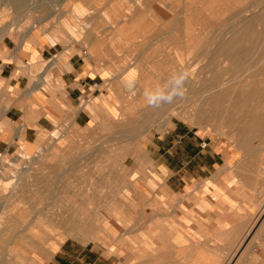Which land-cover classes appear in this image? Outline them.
Instances as JSON below:
<instances>
[{
	"label": "crops",
	"instance_id": "1",
	"mask_svg": "<svg viewBox=\"0 0 264 264\" xmlns=\"http://www.w3.org/2000/svg\"><path fill=\"white\" fill-rule=\"evenodd\" d=\"M62 3L26 34L0 41V157L19 162L90 141L144 144L130 154L121 146V156L152 162L125 168L132 184L96 187L104 193L89 199L88 233L41 242L27 264H264V214L254 222L264 209L256 151L207 140L183 118L162 121L160 108L152 118L144 113L145 93L170 87L177 55L182 47L191 53L194 20L207 30L209 0ZM125 115L136 134L74 140L73 131ZM9 233L2 226L0 239Z\"/></svg>",
	"mask_w": 264,
	"mask_h": 264
},
{
	"label": "rangeland",
	"instance_id": "2",
	"mask_svg": "<svg viewBox=\"0 0 264 264\" xmlns=\"http://www.w3.org/2000/svg\"><path fill=\"white\" fill-rule=\"evenodd\" d=\"M61 1L0 0V41L15 33L26 34L32 27L39 25L48 9L66 8L67 5H61ZM224 1L209 0L207 30H197L201 25L194 20L191 53L187 50L184 55L182 47V54L177 56V74L187 71L189 75L192 72L185 83L186 92L191 91L192 94L187 93L184 99H177L178 106L171 110L168 106H144V113L152 118L153 111L160 108L162 121L169 116L183 118L207 140H223L241 150L256 151L258 173L264 178V91L258 89L260 92L254 98L246 99L247 109L234 111L232 108L229 112L232 119L229 116L230 119L227 120L224 115L225 106L222 103L213 106L209 101L219 86L228 81L236 84L238 78H244L246 74L253 72L264 58V0ZM199 2L200 0H194V6ZM234 34H243L245 41L235 49L226 42ZM180 59H183V64ZM197 102L204 106H199ZM244 112L248 118L245 117L244 122H237L235 118L244 116ZM255 114L258 115L256 122L252 119ZM121 117L113 118L107 124L101 122L96 127L73 131L74 140H93L87 137L89 135L115 137L136 134L137 131L132 132L126 126L127 117ZM143 145L72 142L63 149L53 146L39 156L24 161L0 157V160L4 159L0 165V168L3 167L0 174V224L9 227L11 236L9 239H0V264L31 263L33 252L41 242H48L49 246L53 242L59 245L67 236H73L74 231L79 228L82 233H88V210L92 207L87 204L96 194L104 193L103 190L97 192L96 187H103L108 182L117 187L121 183L132 184L137 179L131 180L135 176L124 174L125 168L147 167L152 162L144 158H123L121 146H127L130 154L141 151L140 146ZM106 169H110L111 173L104 174ZM79 201L86 206L74 205ZM6 203H10L11 207L2 208ZM119 209L115 208L117 211ZM18 211L22 213L18 214ZM134 214L135 209L130 207L129 218ZM263 214L264 209L256 216L255 224H259ZM22 215H25L24 225H28L25 230L27 237L21 232ZM106 224L109 225L108 222ZM91 225L95 227L102 224ZM127 225L128 228L135 227L133 223L126 224V227ZM8 240L10 245L7 247Z\"/></svg>",
	"mask_w": 264,
	"mask_h": 264
},
{
	"label": "bare ground",
	"instance_id": "3",
	"mask_svg": "<svg viewBox=\"0 0 264 264\" xmlns=\"http://www.w3.org/2000/svg\"><path fill=\"white\" fill-rule=\"evenodd\" d=\"M9 1V0H8ZM22 1V0H21ZM216 2V1H215ZM222 2H225L224 0H222ZM25 3V2H24ZM244 4V3H242ZM240 5H238L239 7ZM250 6V5H249ZM241 8V6H240ZM239 9V8H238ZM248 9V8H247ZM251 9V8H249ZM22 10V9H21ZM250 11V10H249ZM246 12V11H245ZM250 13V12H249ZM230 14V13H229ZM228 14V15H229ZM244 14V13H243ZM251 15V14H250ZM191 16V15H190ZM227 16V15H226ZM225 16V17H226ZM246 16V15H245ZM244 16V18H245ZM249 16V15H247ZM193 17V16H191ZM254 17V16H253ZM194 18H196L194 16ZM194 18H192L194 20ZM235 18V17H234ZM240 18V17H238ZM132 20V19H131ZM236 21V20H235ZM239 21V20H238ZM156 22V21H155ZM159 22V21H158ZM237 22V21H236ZM241 20H240V24H241ZM245 23V22H244ZM247 23V22H246ZM159 24V23H158ZM234 24V23H231ZM67 26V25H66ZM238 28V27H237ZM73 29V28H72ZM236 30V29H235ZM244 34V33H243ZM242 35H238V34H234L232 36V38H229L228 41H226L228 44V46L232 47L235 49V47L237 48L239 45L243 44L244 41V37ZM250 35V34H249ZM222 36V35H221ZM253 36V35H252ZM224 40V39H223ZM222 40V41H223ZM226 40V39H225ZM231 43V44H230ZM222 47V46H221ZM179 55V54H178ZM177 55V56H178ZM188 57V56H187ZM264 57V56H263ZM181 60V59H180ZM183 60V59H182ZM181 60V61H182ZM181 64H183V61L181 62ZM257 67H255L254 71L251 73H248L250 71H248L246 74V76L244 78H238V80L236 81V84L232 83L231 81H228L227 83L222 84L221 86L218 87L217 91H215L216 93H214L212 99L209 98V101H211L210 103L213 106H218V104L222 103V106H225L224 108V115L227 119H232V115H229V112L232 110V108H234V111H237L239 109H247L245 106L247 105L246 99L251 98V97H255L258 94V91L260 92V90L264 91V58L262 60H260V62L256 65ZM252 71V70H251ZM192 72L190 71V74ZM189 74V75H190ZM193 77V76H190ZM128 85V84H127ZM260 89V90H258ZM128 92V91H127ZM213 92V91H212ZM129 93V92H128ZM211 99V100H210ZM251 100H249L250 102ZM262 102H264V98L262 99ZM196 104H198L199 106H204L203 103H199L197 102ZM249 108V107H248ZM245 114V112H244ZM201 115V114H200ZM209 115V114H208ZM126 116V115H125ZM123 116V117H125ZM230 116V118H228ZM256 116V117H255ZM255 118L253 117L252 119L254 120V122H256L255 120L258 119V115L255 114ZM121 117V118H123ZM131 117V116H130ZM245 117L248 118V115L245 114L244 116H240V117H236V121H245ZM125 119V118H124ZM128 119V118H127ZM121 121H124L123 119ZM5 168V167H4Z\"/></svg>",
	"mask_w": 264,
	"mask_h": 264
},
{
	"label": "clouds",
	"instance_id": "4",
	"mask_svg": "<svg viewBox=\"0 0 264 264\" xmlns=\"http://www.w3.org/2000/svg\"><path fill=\"white\" fill-rule=\"evenodd\" d=\"M189 79L187 71L181 72L171 81L170 87L163 91L157 89L152 93H145L149 106H156L160 103H172L176 99H184L186 97L185 83Z\"/></svg>",
	"mask_w": 264,
	"mask_h": 264
},
{
	"label": "built area",
	"instance_id": "5",
	"mask_svg": "<svg viewBox=\"0 0 264 264\" xmlns=\"http://www.w3.org/2000/svg\"><path fill=\"white\" fill-rule=\"evenodd\" d=\"M206 145H207V142H206V141L203 142L202 146L204 147V146H206Z\"/></svg>",
	"mask_w": 264,
	"mask_h": 264
}]
</instances>
